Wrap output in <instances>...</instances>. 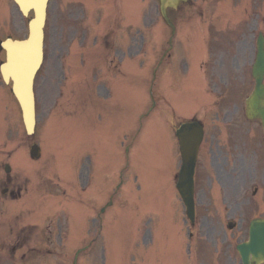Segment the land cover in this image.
<instances>
[{"label": "rangeland", "instance_id": "obj_1", "mask_svg": "<svg viewBox=\"0 0 264 264\" xmlns=\"http://www.w3.org/2000/svg\"><path fill=\"white\" fill-rule=\"evenodd\" d=\"M75 1L73 11L79 9L81 14L75 21H71L74 17L69 5L75 4L72 0H60L61 10L48 15L45 62L35 84L38 125L36 133L27 136V149L32 140L39 142L42 149L40 165L43 167L41 175L35 171L33 174L31 168L35 164L29 158L30 152L27 153V164L31 165L26 166L27 193H34L31 188L38 181L44 184L39 196L40 210L34 208L35 202L30 203L26 219L35 222L40 218L43 230L40 244L53 246L55 253H42L41 258L27 264H72V257L87 239L92 244L88 252L80 253L79 264H241L236 246L247 237L251 218L264 215V197H253V181L245 186L239 184V189L232 185L223 187V182L222 186L218 185L219 177L211 168L215 159L213 155L210 158L212 152L208 145L205 151L207 169L201 168L202 181L198 182L197 188L198 193L200 191L197 196L198 220L193 228L196 243L199 240L201 243L198 247L194 239L189 243L187 229L189 231L191 223L185 220L186 211L174 190L172 177L181 161L174 125L182 118L196 115L209 124L207 139L213 146L214 155L225 147L231 158V151L242 154L251 149L246 152L249 158L246 165L252 169L257 164L259 167L261 161L264 163V149L259 143H253L249 149L244 144L247 137L254 140L263 132L258 122L245 119L244 108L245 99L254 86L251 67L256 37L260 31L264 33V0H190L177 10L169 11L171 17L180 18L179 23L175 20V39L187 35L188 27L190 37L198 35L202 38L205 35L203 28L207 27L215 43L204 45L208 51L201 56L198 76L194 59L184 58L179 53L186 50V41H180L181 47L174 50L179 57L172 64V70L178 69L180 76H168L171 66L167 63L171 64L172 56L158 68V106L150 112L151 121L147 114V118L141 115L151 107L149 92L153 70L171 35L160 14L159 0H128L132 16L127 14L125 17L119 10L125 8V0H100L107 1L108 17L102 24L99 21L103 14L98 19L97 10L91 18L86 13L88 2L78 4L81 0ZM133 5L136 7L134 12ZM14 10L11 23L14 14L16 20L22 19ZM115 10L117 15L110 18V11L114 13ZM90 20H94L93 28H90ZM105 25L107 27L102 28ZM109 25H114V36L121 41V48L111 50V56L108 53L111 51L106 54L103 50L104 45L93 52L94 45L87 44L96 36H104ZM195 31L198 32L195 34ZM25 33L23 29L17 31L11 24L9 31L0 36L24 37ZM85 37L89 40H84ZM0 57L3 58L2 52ZM83 59L89 64L86 67L95 80L99 76L115 87L122 78L113 94L104 86L102 101H96L99 89L95 85L83 86L84 80H89L86 68L76 71ZM114 64L122 76L109 72ZM74 71L76 74L72 73ZM101 102L114 104V111L108 116L112 118L99 120L102 113L103 116L107 113L103 104L98 108ZM137 104L136 113L125 115L121 112L120 128V123H116L117 108L123 105L133 110ZM88 112L93 122L86 123ZM130 117H133L131 129L130 123L127 124ZM233 133L240 136L235 137ZM216 137L223 142L219 148ZM252 147L259 149L254 153ZM230 167L231 162L224 168L227 176ZM83 170L88 171L87 176L91 178L88 190L82 183ZM210 171L215 175L212 190L207 186ZM261 174L264 175V165ZM121 180L127 185L118 187ZM258 187L262 189L263 181ZM222 188L228 191L227 202L214 198ZM203 189L205 192L201 194ZM215 190L217 192L212 195ZM112 201L113 205L108 206L107 202ZM103 206L105 213L100 212ZM214 211L217 217L210 216ZM226 217L227 223H235L233 228L228 226V232L224 231L227 227L223 225ZM64 252L71 257L67 263L61 261Z\"/></svg>", "mask_w": 264, "mask_h": 264}, {"label": "flooded vegetation", "instance_id": "obj_2", "mask_svg": "<svg viewBox=\"0 0 264 264\" xmlns=\"http://www.w3.org/2000/svg\"><path fill=\"white\" fill-rule=\"evenodd\" d=\"M59 7L58 0H51L50 9L56 10ZM0 9L3 12L8 10L9 0H0ZM26 142V129L18 102L10 88L0 85V264H27L41 258L43 252L55 253L53 246L40 244L42 230L37 228L38 225L35 224L33 228L27 224ZM205 144L206 142L202 146ZM244 144L248 149L251 146L248 140ZM231 152L235 159L232 161L229 156L231 167L228 176L226 172L224 174L222 159L220 156L216 157L215 171L219 183L239 189V184L245 186L253 181L254 195H259L262 189L258 186L263 181L264 187V175L258 167L255 170V167L250 169L246 165L249 161L246 152Z\"/></svg>", "mask_w": 264, "mask_h": 264}, {"label": "water", "instance_id": "obj_3", "mask_svg": "<svg viewBox=\"0 0 264 264\" xmlns=\"http://www.w3.org/2000/svg\"><path fill=\"white\" fill-rule=\"evenodd\" d=\"M21 10L27 14L33 8L35 18L29 24V37L24 41L8 40L4 43L7 50V63L2 65L6 81H14V92L21 104L28 133L34 131L35 99L33 79L43 57V25L46 14L47 0H16ZM181 0H161V13L171 24L167 14L168 7H177ZM253 76L256 84L252 94L247 99V115L250 118L259 117L264 126V36L258 37L257 57L253 65ZM180 139L183 165L180 172L178 188L187 205L188 214L194 218V166L199 143L203 136L202 126L197 123H185L178 132ZM33 156L39 155V148L34 146ZM244 264L264 261V220L257 219L251 224L250 241L238 246Z\"/></svg>", "mask_w": 264, "mask_h": 264}]
</instances>
